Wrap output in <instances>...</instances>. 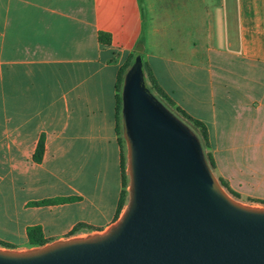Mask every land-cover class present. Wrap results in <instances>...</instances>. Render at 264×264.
I'll list each match as a JSON object with an SVG mask.
<instances>
[{
    "label": "crops",
    "instance_id": "0c3cea01",
    "mask_svg": "<svg viewBox=\"0 0 264 264\" xmlns=\"http://www.w3.org/2000/svg\"><path fill=\"white\" fill-rule=\"evenodd\" d=\"M135 52L209 137L230 135L237 157L253 151L244 135L251 101L264 109V0H0V152L12 195L0 240L29 243L38 226L63 240L79 224L96 234L119 221L117 79ZM60 199L73 200L34 205Z\"/></svg>",
    "mask_w": 264,
    "mask_h": 264
},
{
    "label": "water",
    "instance_id": "95a60500",
    "mask_svg": "<svg viewBox=\"0 0 264 264\" xmlns=\"http://www.w3.org/2000/svg\"><path fill=\"white\" fill-rule=\"evenodd\" d=\"M128 86L129 217L101 243L0 253V264H264V213L221 191L196 144L149 101L138 76Z\"/></svg>",
    "mask_w": 264,
    "mask_h": 264
},
{
    "label": "rangeland",
    "instance_id": "374dc122",
    "mask_svg": "<svg viewBox=\"0 0 264 264\" xmlns=\"http://www.w3.org/2000/svg\"><path fill=\"white\" fill-rule=\"evenodd\" d=\"M137 67L139 68V66H136L134 62L125 76V82L123 84L121 92V96L123 98L121 138L123 139L125 152L128 159L127 171L129 175L128 200L124 210L128 207L130 203L132 185V168L130 163L131 143L125 126L127 119L125 94L129 89L128 84L134 76L139 77L141 81L142 90L146 97L149 99V101L158 109H160L164 115L172 118L174 120L173 122L180 128V130L188 134L194 144H196L199 151H201L202 153L201 157H203L204 159L208 172L210 173L213 180L220 187L221 191L231 201L245 208L264 210V109L260 108V111L257 110L260 107L259 101H251L250 103V107L255 110V113L253 114L254 119L252 120L250 118L252 124V128H250V134L246 132L244 135L245 143H250L253 147V151H245L241 153L239 157H237V155H234L232 151V139L230 135L221 134L218 137L212 135L209 137V141H206L200 129L197 128L191 121L187 120L180 113H178L175 107L172 106L165 99H163L158 94V92L152 87V84L148 78V73L142 71L141 68V71H139L138 73L136 69ZM244 115L248 116V113L246 112ZM247 122V120L243 121L245 131L248 127ZM209 153L212 154L216 162V169H213L209 163ZM7 158V152H0V177H3L2 179H5L3 181L0 180V201L2 202V205L0 206H2L3 208H5V205H7L9 202H12V195L9 193L7 185H5L7 175ZM222 181H224L229 186L232 193H236V195L238 196H234L233 194H231V192L223 186ZM101 232L102 233L93 234L91 230L84 229L74 237H69L67 235V239L53 240V242L49 244V246L57 245L60 243H66L71 239L77 237L90 238L106 233V231ZM83 233L86 235H84ZM4 235V233H1L0 236ZM2 242L9 243L14 246V248H6L0 245V250H3L8 254H30L33 251H40L44 249V247L32 246L30 245V243L14 244L7 241Z\"/></svg>",
    "mask_w": 264,
    "mask_h": 264
},
{
    "label": "trees",
    "instance_id": "16d2710c",
    "mask_svg": "<svg viewBox=\"0 0 264 264\" xmlns=\"http://www.w3.org/2000/svg\"><path fill=\"white\" fill-rule=\"evenodd\" d=\"M100 41L103 44H110L111 42V37L110 35L107 34H100ZM135 62L136 66H139L142 71H145L148 73V78L152 84V87L158 92V94L165 99L167 102H169L172 106L175 107L176 111L178 113H180L184 118H186L187 120L191 121L197 128L200 129L201 133L203 134L204 138L206 141H209V131L207 126L199 121L194 119L193 117H191L187 112H185L183 109H181L180 107H177L174 103V101L167 95V93L159 86L155 75L153 73V71L150 69V67L148 65L145 64L143 56L138 53L135 52L132 55L129 56V58L127 59V61L124 63V65L120 68L119 70V74H118V79H117V113H116V132L118 134V136H120L119 138V143L121 146V172H122V184H123V190L121 193V197H120V201H119V205H118V209H117V213H116V217H115V222H117L127 204V200H128V188H129V175H128V171H127V155L125 152V147H124V143H123V139L121 138V121H122V105H123V98L121 96V92H122V87L123 84L125 82V76L128 73V71L130 70V68L132 67L133 63ZM45 154V142L44 140H41V142L38 145V148L34 154V161L36 163H41L43 161V157ZM208 160L209 163L211 165V167L213 169H216V162L212 156V154H208ZM222 184L224 187H226L231 194H233L234 196H238L236 195V193H232L231 189L229 188V186L222 181ZM73 199H60V200H46V201H42V202H38V203H34V205H38V206H43V205H47L50 203H56V202H66V201H71ZM84 229H89L91 231H94L96 229H94L93 227H89L86 224H79L77 225L69 234V237H74L76 236L79 232H81ZM28 236H29V243L32 246H38V247H45L49 244H51L53 242V239H48L45 238L44 233H43V229L42 227L38 226V227H32L28 229ZM0 245L6 248H14L13 245L9 244V243H5L0 241Z\"/></svg>",
    "mask_w": 264,
    "mask_h": 264
},
{
    "label": "bare ground",
    "instance_id": "6f19581e",
    "mask_svg": "<svg viewBox=\"0 0 264 264\" xmlns=\"http://www.w3.org/2000/svg\"><path fill=\"white\" fill-rule=\"evenodd\" d=\"M235 205L241 207V208H245L237 203H234ZM248 209V208H246ZM248 210H252L254 212H258V213H264V210H258V209H248ZM131 213V207L130 205L124 210V212L121 215V218L119 219V221L111 228H109L106 233H104L103 235H99V236H94V237H90V238H85V237H77L74 239H71L70 241L66 242V243H60L57 245H52L49 246L47 245L46 247H44L43 250L40 251H33L30 254L27 253H23V254H15V253H11L10 255H14V256H20V257H30V256H34V255H40V254H46L48 252L54 251L56 249L62 248L64 246H71V245H80V244H91V243H101L103 242V240H105L112 232L114 229L118 228L119 225L124 222L130 215ZM0 253L2 254H8L6 252H4L3 250H0Z\"/></svg>",
    "mask_w": 264,
    "mask_h": 264
}]
</instances>
